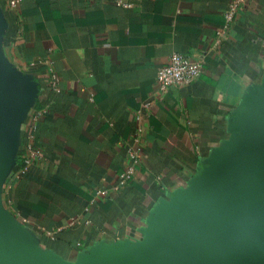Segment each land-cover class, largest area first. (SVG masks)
<instances>
[{"label": "crops", "instance_id": "crops-1", "mask_svg": "<svg viewBox=\"0 0 264 264\" xmlns=\"http://www.w3.org/2000/svg\"><path fill=\"white\" fill-rule=\"evenodd\" d=\"M12 1L0 0V51L35 92L2 210L44 264L160 254L180 203L235 162L249 100L264 93V0ZM173 52L201 72L162 91ZM130 148L139 162L122 181ZM250 243L264 254V206Z\"/></svg>", "mask_w": 264, "mask_h": 264}, {"label": "water", "instance_id": "water-1", "mask_svg": "<svg viewBox=\"0 0 264 264\" xmlns=\"http://www.w3.org/2000/svg\"><path fill=\"white\" fill-rule=\"evenodd\" d=\"M3 28L0 14V34ZM34 92V82L22 77L0 51V183L12 161L16 122ZM249 107L235 162L180 203L165 223L162 252L129 253L120 264H264L261 249L250 243L253 219L264 206V93L251 97ZM0 264H44L1 206Z\"/></svg>", "mask_w": 264, "mask_h": 264}, {"label": "built area", "instance_id": "built-area-1", "mask_svg": "<svg viewBox=\"0 0 264 264\" xmlns=\"http://www.w3.org/2000/svg\"><path fill=\"white\" fill-rule=\"evenodd\" d=\"M11 3H15L13 0ZM236 2L230 5V10L227 17L230 18L233 14ZM201 72V62L181 52H173L167 62L159 66L156 74L157 87L165 91L174 85H183L191 83ZM56 87L55 82L52 83ZM129 157L131 165L120 174L121 180H126L132 173L133 166L139 162V150L130 148ZM104 192V191H99Z\"/></svg>", "mask_w": 264, "mask_h": 264}]
</instances>
